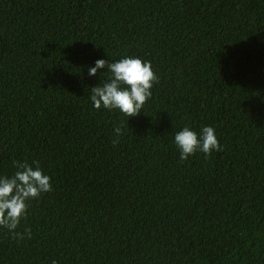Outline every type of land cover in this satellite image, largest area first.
<instances>
[{"label":"trees","instance_id":"1","mask_svg":"<svg viewBox=\"0 0 264 264\" xmlns=\"http://www.w3.org/2000/svg\"><path fill=\"white\" fill-rule=\"evenodd\" d=\"M125 56L159 77L129 119L89 98ZM185 126L223 151L182 162ZM14 160L53 191L0 264H264V0H0V176Z\"/></svg>","mask_w":264,"mask_h":264},{"label":"clouds","instance_id":"2","mask_svg":"<svg viewBox=\"0 0 264 264\" xmlns=\"http://www.w3.org/2000/svg\"><path fill=\"white\" fill-rule=\"evenodd\" d=\"M106 69L110 73L101 83L91 88L90 100L96 110H118L128 119L138 116L152 97L154 84L159 77L148 61L138 57L125 56L115 62L98 59L94 67L89 68V75L96 76L98 70ZM113 146L120 142L124 135L123 126L114 128ZM174 143L180 152L181 161H186L197 152L205 158L214 151H223L211 126H204L200 133L185 126L174 136ZM16 171L11 176H0V228L7 230L17 241L31 238V229L25 227L19 231L22 221L27 219L29 202L39 200L45 193L53 191L51 177L46 175L39 161L29 164L27 160L13 161ZM53 264H57L53 261Z\"/></svg>","mask_w":264,"mask_h":264}]
</instances>
